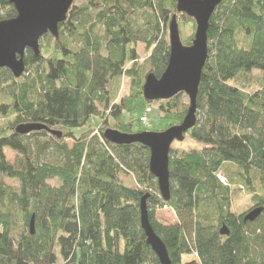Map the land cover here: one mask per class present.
Returning a JSON list of instances; mask_svg holds the SVG:
<instances>
[{
    "label": "trees",
    "instance_id": "1",
    "mask_svg": "<svg viewBox=\"0 0 264 264\" xmlns=\"http://www.w3.org/2000/svg\"><path fill=\"white\" fill-rule=\"evenodd\" d=\"M175 6L176 0L72 5L58 37L44 35L38 56L25 52L20 78L0 69V264H159L139 222L146 194L150 224L172 264H264V83L247 92L236 81L264 72V0H224L209 21L196 124L184 138L201 150L170 149L169 201L149 173L147 148L103 138L105 127L147 129L140 119L148 120L155 102L163 119L183 121V93L154 102L142 95L146 76L160 77L167 67L169 20L183 17L195 26ZM15 16L13 5L0 0V21ZM139 44L148 53L142 62ZM121 77L130 94L113 103L112 85ZM123 114L138 116L125 122ZM94 118L103 125L94 129ZM30 125L41 129L22 132ZM6 149L17 154L14 163ZM219 172L250 193L246 212L232 213ZM131 175L135 186L121 179ZM156 207L172 210L176 223L159 224ZM258 208L254 221H243Z\"/></svg>",
    "mask_w": 264,
    "mask_h": 264
},
{
    "label": "water",
    "instance_id": "2",
    "mask_svg": "<svg viewBox=\"0 0 264 264\" xmlns=\"http://www.w3.org/2000/svg\"><path fill=\"white\" fill-rule=\"evenodd\" d=\"M13 5L16 16L0 21V69H8L15 78L24 73V55L27 50L37 56L40 42L47 33L58 37V27L66 20L69 9L75 0H8ZM224 0H176L175 11L185 15L195 23L194 37L189 46L183 45L178 22L172 17L168 24L169 57L167 67L160 77L153 73L146 76L142 86V95L147 101H165L179 93L188 97L189 107L183 121L162 132L120 133L106 129L103 138L114 145L140 144L149 151L148 170L154 177L160 197L170 200L169 153L173 142H182L185 135L196 124V97L201 73L208 57L207 30L215 9ZM40 126L30 125L22 132L39 130ZM144 195L139 204L140 227L145 242L156 256L159 264H172L167 249L155 234L149 218ZM262 208L248 213L243 221H254ZM30 231L34 233V217L30 222ZM221 235H228L225 228Z\"/></svg>",
    "mask_w": 264,
    "mask_h": 264
},
{
    "label": "rangeland",
    "instance_id": "3",
    "mask_svg": "<svg viewBox=\"0 0 264 264\" xmlns=\"http://www.w3.org/2000/svg\"><path fill=\"white\" fill-rule=\"evenodd\" d=\"M85 2L86 0H75L73 5L79 6ZM177 22H178L180 38H181L182 43L187 42L190 39L192 40L194 37V33H195V26H193L192 23L185 21L183 17L182 18L179 17ZM95 31L96 33L98 31L102 32V30L100 29H95ZM166 35L168 38V25L166 26ZM136 51H137L138 59H140L141 62L147 59L148 53L144 50L143 45L141 44L137 45ZM127 66L129 67L130 65L127 64ZM236 81H237L238 86L241 87L243 90L247 92H252L254 90H257L261 86V84L264 83V72L254 70L249 74H239ZM112 91H113L112 101L113 103H116L122 97H126L130 94L129 81L126 78L121 77L118 81H116L112 85ZM180 101L181 103L187 105L188 97L182 94V96L180 97ZM159 105H160V102H155L151 104V107L148 112V120L146 123L147 126L149 127H146L143 124H141L143 127L147 129L141 128L138 123L130 131L134 133H140L139 130H143L145 132L147 131L162 132L172 126H176L180 124L181 121L178 122L177 118L176 120L174 118H171L168 120L163 119L159 113V109H158ZM181 110L182 108H180L179 112H181ZM131 116L134 118L138 116V114H133V115L123 114L122 117H123V120L126 122L128 121V119L131 118ZM92 120H93L92 126L94 127V129H97L99 125H103L104 123L103 120H101L100 118H94ZM105 120L108 126L109 124H114V121L111 118H108V116L105 118ZM105 129L115 130V128H112V127H105ZM116 131L120 133H124V132L119 131L118 129H116ZM127 134H132V133H127ZM68 145H71V142L68 141ZM194 149L200 151L201 147L197 143L193 142L189 137L184 139L182 142L175 141L171 145V150L176 151L175 154L191 152ZM5 156L9 163H14L15 159L17 158V154L15 152H12L9 149L5 150ZM219 175L223 176L226 179L227 186L225 187L230 188V196H229L230 198L229 199H230L232 213L242 214L246 212L253 205L252 200H251L252 196L250 195V193H247L245 189L241 190L240 186H238L236 183H231L229 180V177L223 172H219ZM121 179L122 181H124V183L131 185V186H135L137 184L132 175L129 177L122 176ZM4 182L6 185H10L12 187L18 186V182L16 180L4 179ZM52 183L54 185L56 184V182H52ZM146 205H147V209L149 210L150 204L146 202ZM154 216H155L156 221L162 225H173L176 223L175 214L169 208L156 207ZM186 260H188V258Z\"/></svg>",
    "mask_w": 264,
    "mask_h": 264
},
{
    "label": "built area",
    "instance_id": "4",
    "mask_svg": "<svg viewBox=\"0 0 264 264\" xmlns=\"http://www.w3.org/2000/svg\"><path fill=\"white\" fill-rule=\"evenodd\" d=\"M149 112V108L146 110V113H148ZM140 121H141V123L144 125V126H146V127H149V126H147V118H146V116H144V117H142L141 119H140Z\"/></svg>",
    "mask_w": 264,
    "mask_h": 264
},
{
    "label": "bare ground",
    "instance_id": "5",
    "mask_svg": "<svg viewBox=\"0 0 264 264\" xmlns=\"http://www.w3.org/2000/svg\"><path fill=\"white\" fill-rule=\"evenodd\" d=\"M149 102H152V101H149ZM154 102V101H153ZM151 105H148L147 107H150ZM77 264V263H76Z\"/></svg>",
    "mask_w": 264,
    "mask_h": 264
}]
</instances>
